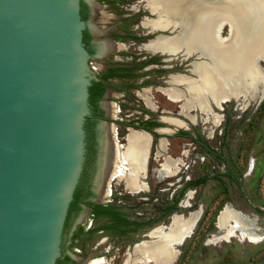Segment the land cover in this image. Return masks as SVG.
I'll return each instance as SVG.
<instances>
[{"label": "rangeland", "instance_id": "1", "mask_svg": "<svg viewBox=\"0 0 264 264\" xmlns=\"http://www.w3.org/2000/svg\"><path fill=\"white\" fill-rule=\"evenodd\" d=\"M99 2V8L91 10L86 22L104 34L99 37H115L126 48L128 42L124 38L139 32L134 29L138 14L155 18L147 12L137 13L136 9H129L122 4L126 3L125 0ZM157 34L170 35L157 31L151 32V38ZM167 57L156 56L155 65L180 63L178 55L173 56L170 63H159V59ZM259 67L257 69L264 78V62H260ZM162 71L161 68L151 70V99L158 106V112H151V121L141 116L133 120L125 117L130 114L138 116L135 112H141L143 108L139 98L131 95L126 102L129 106L125 97L118 99L119 102L124 100L122 103L126 106L119 107L122 114L113 111L122 120L107 118L101 124H111L109 139L116 148L119 167H123L120 153L128 128L136 127L152 136L147 175L143 179L147 190L140 194L129 193L114 174L109 176L106 184L102 183L98 177L104 156L102 144L96 157L92 187L94 203L114 209L133 224L125 233H120L124 228L119 232L100 228L108 225V217L84 206L73 220L66 241L71 264L94 258L103 260L104 264H122L135 244L149 240L150 231L168 226L174 215L186 219L192 213L199 214L198 221L190 236L175 247L177 255L173 264H264V97L239 99L224 105L219 112L222 121L218 126L202 121L197 112L191 113L197 116L195 124H191L176 114L179 111L177 103L169 102L156 91L164 88L159 78L164 75ZM159 115L176 118L184 126L167 125L158 118ZM158 128H167L171 133L160 134L156 131ZM180 133L185 136H179ZM161 138L167 142V149L156 157ZM166 156L180 159L182 164L176 175L160 178L155 170ZM251 159L254 165L248 170ZM189 192L192 195L187 199ZM185 200H188L187 206ZM224 210L249 218L251 231L259 241L251 243L235 237L218 239L224 233L217 225L218 216ZM76 232L80 234L72 240Z\"/></svg>", "mask_w": 264, "mask_h": 264}, {"label": "water", "instance_id": "2", "mask_svg": "<svg viewBox=\"0 0 264 264\" xmlns=\"http://www.w3.org/2000/svg\"><path fill=\"white\" fill-rule=\"evenodd\" d=\"M81 1L0 0V264H55L60 256L89 112ZM170 226L150 231L129 256Z\"/></svg>", "mask_w": 264, "mask_h": 264}, {"label": "bare ground", "instance_id": "3", "mask_svg": "<svg viewBox=\"0 0 264 264\" xmlns=\"http://www.w3.org/2000/svg\"><path fill=\"white\" fill-rule=\"evenodd\" d=\"M145 1L146 10L155 18L144 19L141 26L150 29L151 32L170 33L168 36L159 35L150 40L146 46L149 51L168 57L176 55L187 58L192 55L200 57L198 61L188 66L193 78L185 76L170 78V84L180 85L182 91L172 86L159 90L170 101L183 100L180 109L187 115L191 124H195L197 120L195 116L190 115L191 110L200 112L203 115L202 121L218 126L222 118L218 112L212 111V106L221 110L224 105L237 102L239 99L264 97V78L257 69L259 63L264 62V0ZM225 30L226 34L223 36ZM111 47L112 45L103 41L99 44V51L106 53ZM142 98L148 106H152L149 98L145 96ZM162 122L176 127L184 126L176 119L163 118ZM105 124L100 128L104 156L98 177L106 184L109 176L114 174L129 193L140 194L146 191L147 186L143 179L147 175L151 137L143 132L128 130L120 153L123 167H119L117 151L108 139L109 135L107 137L108 129ZM156 131L160 134L171 133L167 128ZM166 149L165 139H159L156 157ZM181 164L180 159L166 156L155 172L160 178L174 176L179 172ZM253 165L251 159L248 170H251ZM191 195L189 192L187 199H190ZM184 205H188V200L184 201ZM198 218V213H192L186 219L178 215L172 216L167 233L153 232L152 235L158 234L160 238L136 246L122 264H147L148 261L155 264H173L177 255L173 248L174 242L190 236ZM217 225L224 230L218 239L227 240L235 237L251 243L259 241L251 231L249 218L242 217L234 211H222L218 216ZM86 264H104V261L94 259Z\"/></svg>", "mask_w": 264, "mask_h": 264}, {"label": "flooded vegetation", "instance_id": "4", "mask_svg": "<svg viewBox=\"0 0 264 264\" xmlns=\"http://www.w3.org/2000/svg\"><path fill=\"white\" fill-rule=\"evenodd\" d=\"M109 1H113V0H109ZM125 2L126 3H122V4H126V6L131 10L136 9L137 13L142 11L150 14V12L146 10L147 7L145 0H125ZM83 3L85 5V13L87 15V18L85 20L86 22L91 16V10L99 8L100 2L99 0H87V1H83ZM137 19L138 20L136 22V26L134 29L138 30L139 32L131 33L128 35L127 38H124L128 42L127 48L125 44L116 40L115 37L112 36L104 37V38L99 37L104 34L103 33L100 34L98 30H96L92 26H89V24L86 22L87 25L84 29L86 34L84 47L89 57L88 65L90 72V83L88 86V98H87L88 110H89L88 116H90L92 121L95 122V143H96L97 153L99 152V147H100L99 146L100 125L107 118H111L114 120H122V118H117L113 114V111L115 110H118V112L119 113L121 112L122 114V111L119 109V107L120 106H122L123 108L126 107L123 104L124 100H122L123 103L121 101L119 102L118 101L119 98L125 97V103H126L127 100L130 99V96L132 95L139 98V100L141 101V104L143 106V108L140 110L141 112L139 111L135 112L138 116H134V114L125 115V117L127 118L131 117L129 120L139 119L140 118L139 116H141L144 118V120L151 121V112L153 113L158 112V106H156L151 99L152 69L161 68L164 70L161 72L164 75L159 77L161 78V83L164 85V88H168L172 86L173 88L182 91L180 85L170 84L171 81L170 78L176 76H185V77L193 78L191 73L189 72V67H188L189 61H187L190 57L187 58V57H183L182 55H179V57H181V59H179L180 63L175 65L167 64V65H162L160 67H157L155 65V57L156 56L160 57L162 55L152 54L151 50L149 51V49L146 47L151 40V31L150 29L144 27L143 25L141 26L142 24L141 22H143L144 19H151V18L148 16H139L138 14ZM225 34H226V30L225 32L222 33V35L225 36ZM103 41L112 45L111 49L106 53H100L99 51V44L102 43ZM173 58L174 57L161 58L159 59V63H170L173 60ZM164 88H157L156 91L160 92L159 90ZM143 96L149 98L152 106L151 105L148 106L145 103V101L142 98ZM168 101L171 103H177L178 105H176V107L179 108V111H177L176 114L182 116L185 120H188L187 115L185 113H182L180 109L181 106L183 105L182 103L183 100H178V101L168 100ZM91 103H93V107ZM126 104L127 106H129V103ZM211 109L215 113L218 112V114L220 111L223 110V108L219 110L214 106H212ZM128 110L129 109H127V111ZM100 112L101 114H99ZM159 112L161 113L162 111L160 110ZM192 112H197L200 115V118L201 119L203 118V115L200 112L191 110L190 115H193L195 117L197 116L191 114ZM160 117L161 116L159 115L158 118L160 119ZM163 118L176 119L171 117H162V119ZM162 119L160 120L162 121ZM109 124L108 125L105 124L108 129L107 137L108 135L110 136L111 134L110 132L112 129V127ZM94 179L95 178L93 174V178L91 181L92 194H94V189L92 188ZM88 201L94 203L93 195L90 196ZM85 203L86 202L79 203L80 210L83 209L84 206L90 208ZM78 213L73 214L71 216L72 225H73V220L76 218ZM66 254L69 256L70 259H72L71 255L67 251Z\"/></svg>", "mask_w": 264, "mask_h": 264}, {"label": "trees", "instance_id": "5", "mask_svg": "<svg viewBox=\"0 0 264 264\" xmlns=\"http://www.w3.org/2000/svg\"><path fill=\"white\" fill-rule=\"evenodd\" d=\"M80 16L83 21L86 20L87 15L85 13V5L83 1L80 2ZM85 31L82 32V42L85 45ZM92 100V99H91ZM92 107H93V103ZM101 114V112L99 113ZM129 127H133L132 124H128ZM136 128V127H134ZM137 129V128H136ZM84 160L82 164V170L74 189L72 200L68 206L67 214L65 217L64 225H63V233L62 240L60 245V256L56 260L55 264H71L72 259L66 254V241L69 234V231L72 226V218L73 214L79 212V203L86 202L85 204L93 209L96 214L105 215L108 217V225L100 228H108L114 231H120L121 228H124L120 231V233L127 232V227L133 224L131 221L127 220L126 217L122 214H119L112 208H105L103 205H99L96 203L89 202L88 199L92 196L91 192V181L94 174L95 169V161L97 157V148L95 143V122L92 121L90 116H86L84 125ZM179 136H185L182 133ZM175 204V203H174ZM173 208V207H172ZM80 233L76 232L73 235L72 240L79 236Z\"/></svg>", "mask_w": 264, "mask_h": 264}]
</instances>
